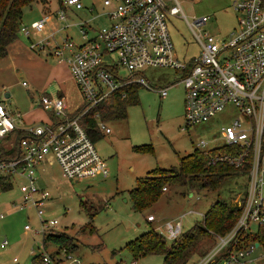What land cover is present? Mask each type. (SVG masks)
Returning a JSON list of instances; mask_svg holds the SVG:
<instances>
[{
  "label": "rangeland",
  "instance_id": "1",
  "mask_svg": "<svg viewBox=\"0 0 264 264\" xmlns=\"http://www.w3.org/2000/svg\"><path fill=\"white\" fill-rule=\"evenodd\" d=\"M179 2L186 19L180 14L168 15L166 24L173 52L182 61L189 62L200 54V44L188 22L208 17L206 24L194 27V31L219 38H227L236 26L238 14L232 9L231 0ZM59 3V0H45V3L37 0L23 8L17 39H22L33 58L28 53L20 57L6 55L0 58V102L9 110L23 115L29 110L26 116L30 115L35 122H40L39 118H47L38 105L36 80H50L47 92L53 95L58 86L57 76H66L58 59L49 54L51 48L66 35L76 43L81 42V24L90 25L86 36L91 37L94 30L106 28L111 23L104 15L102 0H81V9H64L65 21L56 18L61 9ZM90 8L92 10L89 11ZM45 15H51L52 19L45 23L40 33L31 32L30 39L35 43L42 39L49 42L44 50L33 51L21 28H30ZM118 73L124 77L130 75L122 66ZM137 76H142L152 89L142 85L138 91L139 103L127 107L126 119L107 121L111 133L94 142L106 162V177L69 181L62 177L56 163L42 165L37 185L40 190L48 192L49 197L41 218L19 191V181L11 189L0 190V215H3L0 218V245L5 240L7 242L6 247H0V264H28L32 254H50L59 264H161L163 258L160 255L134 259L124 245L150 227L169 243L165 223L180 222L181 232H185L201 222L202 215L216 200L229 204L239 202L247 181L243 172L229 175L217 191L169 187L150 207L141 212L133 209L128 191L134 188L137 178L156 167L167 169L177 166L179 157L197 149L201 140L207 142L201 149L221 146L220 128L237 116L235 107L228 105L210 121L186 127L185 94L183 85L179 83V73L170 68L144 67ZM68 78L71 80L70 74ZM23 81L27 82L26 86H23ZM163 88H167L165 96L158 91ZM73 96L78 98L77 90ZM150 215L154 221H147ZM42 220H57V225L46 232H65L74 246L72 252L58 248L52 241H47L44 248ZM26 226L29 229L26 230ZM90 227L94 231L91 232ZM250 230H255V226H250ZM197 260L195 258L193 264ZM244 261V264H264L263 247H254Z\"/></svg>",
  "mask_w": 264,
  "mask_h": 264
},
{
  "label": "built area",
  "instance_id": "2",
  "mask_svg": "<svg viewBox=\"0 0 264 264\" xmlns=\"http://www.w3.org/2000/svg\"><path fill=\"white\" fill-rule=\"evenodd\" d=\"M102 2L104 15L111 20L108 27L93 29L94 35L89 37L86 35L90 27L81 24V42L65 36L49 52L67 64L82 99L78 108L70 111L62 96L41 94L38 105L49 113L48 121L26 123L20 112L11 111L0 102V140L10 137L12 141L17 140L16 155L0 159V190L3 184L13 186L19 181V191L41 218L49 194L37 185L39 166L56 163L62 177L69 181L106 177V162L82 125V119L125 84L136 82L152 89L142 76H137L144 67L170 68L179 73V83L184 87L186 127L207 122L228 105L237 111V116L219 130L221 146L201 149L207 142L197 143V149L210 154L209 165H228L246 173L247 181L242 199L237 203L240 214L235 224L226 234L215 237L213 246L196 264H244L256 243L250 242L240 249H235L234 244L241 239L239 235H254L264 227V0H231L238 17L227 38L194 31V27L206 24L208 17L192 23L187 21L200 44V54L189 62L175 56L166 24L168 15L180 14L185 18L179 0ZM60 3L61 9L56 15L59 21L66 20L64 9L83 7L81 0H60ZM50 19L51 15H45L30 28H21L30 40L31 50L46 48L48 40L35 43L30 35L40 33ZM120 66L130 75H120ZM22 84L26 86L27 82ZM158 91L161 96L167 94V88ZM92 118L99 132L110 133L98 113ZM153 220V215L147 217V221ZM56 225L57 220H42L41 231L44 234ZM164 230L167 239L173 240L181 233V224L167 222ZM6 244L5 240L0 247ZM43 260L52 262L48 254L43 255Z\"/></svg>",
  "mask_w": 264,
  "mask_h": 264
},
{
  "label": "trees",
  "instance_id": "3",
  "mask_svg": "<svg viewBox=\"0 0 264 264\" xmlns=\"http://www.w3.org/2000/svg\"><path fill=\"white\" fill-rule=\"evenodd\" d=\"M34 1L37 0H0V58L8 54L10 44L17 39L23 8ZM39 1L45 3V0ZM59 4L61 8V3ZM140 87L141 85L136 82L123 85L107 101L85 115L82 125L93 142L100 139L103 134L95 128V119L92 115L98 113L100 119L106 122L126 119L127 107L139 103ZM16 141H12L11 137L0 140V159L16 155ZM209 156L206 151L195 149L180 156L177 166L167 169L156 167L145 176L137 178L134 188L128 191L133 209L141 212L150 207L169 187H191L210 192L220 189L225 179L238 171L225 164L209 165L207 163ZM11 188L10 184L2 185V190ZM241 199L240 197L239 200ZM239 214L238 204L216 200L202 215L201 222L181 232L175 239L169 240V243L150 227L135 239L128 241L124 248L134 259L145 255H160L163 258L161 264H193L195 258L203 256L213 246L217 235H224L233 227ZM89 230L94 231L93 227ZM239 238H241L239 242L234 244L235 249L243 248L250 242L258 243L264 249V227L254 235H239ZM47 241L54 242L58 248H66L69 253L74 248L65 232L54 230L46 232L43 234L44 248ZM115 252L113 251V254ZM48 255L51 257L50 263L43 260V255L32 254L28 264H59L50 254Z\"/></svg>",
  "mask_w": 264,
  "mask_h": 264
},
{
  "label": "crops",
  "instance_id": "4",
  "mask_svg": "<svg viewBox=\"0 0 264 264\" xmlns=\"http://www.w3.org/2000/svg\"><path fill=\"white\" fill-rule=\"evenodd\" d=\"M86 26H87V24H86ZM87 27H90V25H88ZM27 49L28 48H27V46H25V44L22 41V39H16L13 43L10 44V46L8 48L7 56L12 55V57H20V56H23V55H27V53H28L29 57L33 58L34 56L32 54H30ZM57 62H58L59 65H62V68H63V71H64V75H66V76H64V78L57 76L59 78L58 79V86H57L56 93L53 94V95H51V94H49L47 92L50 89V87H48V86H50V80L47 81V82H41L39 80H36V83H35L34 86L36 87L37 92H38L37 101H38L39 96L41 94H46V95H48L50 97L62 96L64 98V104H65L66 108L68 110H70V111H73V110H75L76 108H78L82 104V99H81V96H80L76 86H75V83H74L73 79L70 78L71 80H69V78H68L70 73H69L67 64L65 62H59V61H57ZM74 90H77L78 98L73 96ZM27 112H25L26 114H24V115H23V113H21L24 121L26 123L35 122L34 118H31L30 115L26 116ZM45 113H46L47 118H39V121H45V120L49 119L48 118L49 117V113H47V112H45ZM211 119H209L208 121H210ZM110 133H111V131H110ZM42 169H43L42 166H39L37 168V179H38V173H40V170H42Z\"/></svg>",
  "mask_w": 264,
  "mask_h": 264
},
{
  "label": "water",
  "instance_id": "5",
  "mask_svg": "<svg viewBox=\"0 0 264 264\" xmlns=\"http://www.w3.org/2000/svg\"><path fill=\"white\" fill-rule=\"evenodd\" d=\"M255 246H258V244L256 243Z\"/></svg>",
  "mask_w": 264,
  "mask_h": 264
}]
</instances>
